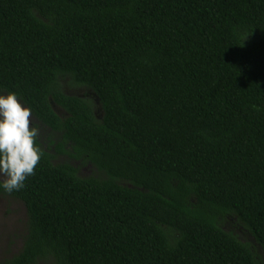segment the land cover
Instances as JSON below:
<instances>
[{
    "label": "trees",
    "instance_id": "16d2710c",
    "mask_svg": "<svg viewBox=\"0 0 264 264\" xmlns=\"http://www.w3.org/2000/svg\"><path fill=\"white\" fill-rule=\"evenodd\" d=\"M0 91L103 173L37 139L6 264H264V0H0Z\"/></svg>",
    "mask_w": 264,
    "mask_h": 264
},
{
    "label": "rangeland",
    "instance_id": "374dc122",
    "mask_svg": "<svg viewBox=\"0 0 264 264\" xmlns=\"http://www.w3.org/2000/svg\"><path fill=\"white\" fill-rule=\"evenodd\" d=\"M63 82L66 91L69 92L68 94L89 96L97 103L96 112H101L99 99L91 88L72 85L71 79L63 80ZM0 92L5 93L4 91ZM54 106L58 113L61 107L56 104H54ZM32 122L39 129L37 139L40 146L53 156L52 159L54 163H70L78 168L79 175L82 177L103 175L102 172H98L93 164L56 151L57 143L62 141L61 132L51 131L49 130V127L44 125L40 126L34 119H32ZM69 146L70 144L67 145V147ZM124 183L126 182H123V184ZM222 226L226 230L235 232L242 240L251 242L264 257L263 251L259 249L252 234L241 224L236 223L233 218L230 217L227 221H224ZM27 229L28 213L25 203L21 199L9 195H0V264H6L7 260L12 258L22 249ZM37 264H53V262L51 259H41Z\"/></svg>",
    "mask_w": 264,
    "mask_h": 264
},
{
    "label": "clouds",
    "instance_id": "9594fccd",
    "mask_svg": "<svg viewBox=\"0 0 264 264\" xmlns=\"http://www.w3.org/2000/svg\"><path fill=\"white\" fill-rule=\"evenodd\" d=\"M31 109L14 92H0V188L11 193L23 187L43 153Z\"/></svg>",
    "mask_w": 264,
    "mask_h": 264
},
{
    "label": "flooded vegetation",
    "instance_id": "af4514ba",
    "mask_svg": "<svg viewBox=\"0 0 264 264\" xmlns=\"http://www.w3.org/2000/svg\"><path fill=\"white\" fill-rule=\"evenodd\" d=\"M5 93H7L6 91H4ZM67 92V91H66ZM67 93H69V92H67ZM80 96H84V95H80ZM19 101L23 104V105H26L24 102H23V100H21L20 98H19ZM27 106V105H26ZM28 107V106H27ZM31 113H32V116H31V121H32V119H34L36 122H38L39 123V125L40 126H46V127H49V126H47V125H45L32 111H31ZM58 114L60 115V116H62V117H65V116H67L68 115V113H67V111L65 110V109H63V108H61L60 110H59V112H58ZM33 123V122H32ZM49 130H51V131H53L52 130V128H50L49 127ZM4 196V195H3Z\"/></svg>",
    "mask_w": 264,
    "mask_h": 264
},
{
    "label": "water",
    "instance_id": "95a60500",
    "mask_svg": "<svg viewBox=\"0 0 264 264\" xmlns=\"http://www.w3.org/2000/svg\"><path fill=\"white\" fill-rule=\"evenodd\" d=\"M53 108L55 109V106L53 105Z\"/></svg>",
    "mask_w": 264,
    "mask_h": 264
}]
</instances>
